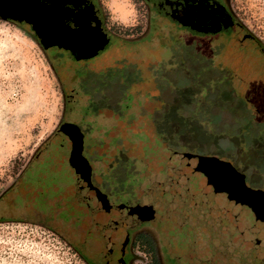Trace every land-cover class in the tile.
Here are the masks:
<instances>
[{"label":"flooded vegetation","instance_id":"af4514ba","mask_svg":"<svg viewBox=\"0 0 264 264\" xmlns=\"http://www.w3.org/2000/svg\"><path fill=\"white\" fill-rule=\"evenodd\" d=\"M143 1L150 11L146 31L163 37L157 55L165 47L187 48L181 32L197 37L192 50L214 68L228 71L229 84L249 116L264 123V48L242 29L229 1ZM32 2L53 9L54 23L60 27L50 37L18 11L0 9V19L6 15L5 21L28 26L24 30L53 58L63 86V109L46 145L34 151L14 182L0 192V212L18 205L15 198L20 196L35 212L64 224L57 227L77 234L89 264H136L141 248L147 250L149 264H264V202L251 197L250 190L261 188L247 183L245 169L223 164L222 175L209 180L206 169L196 167L199 157H183L159 130L154 132L161 133L158 147L134 145L136 138L133 145L124 146L123 74L140 71V35L130 37L111 27L103 0ZM221 18L231 19L233 25L225 26L228 22L221 23ZM46 40L54 44L45 48ZM132 46L137 57L125 56L124 47ZM143 134L151 137L148 131ZM139 148H165L181 161H159L165 165L157 171L163 180L155 178L152 168H135L130 192L123 186L118 190L117 183L114 191L107 182L117 174L114 163L123 159L124 150L138 153ZM195 172L203 179L191 181ZM124 194L129 200L122 199ZM12 217L0 214V221H29Z\"/></svg>","mask_w":264,"mask_h":264},{"label":"rangeland","instance_id":"374dc122","mask_svg":"<svg viewBox=\"0 0 264 264\" xmlns=\"http://www.w3.org/2000/svg\"><path fill=\"white\" fill-rule=\"evenodd\" d=\"M228 1L245 30L264 48V0ZM103 3L108 24L120 34L135 37L146 31L150 11L143 0ZM181 35L187 48L164 58L157 57L156 48L148 53L140 50L136 59L140 71L123 75V95L130 99L124 101L123 123L140 124L138 120H144L143 132L151 136L159 129L167 145L174 144L183 157H199L196 167L206 169L209 180L222 175L223 161L234 169H245L247 183L263 190L264 123L249 116L248 108L229 84L228 71L214 68V63L192 50L198 38L186 32ZM62 109V83L49 57L21 26L0 19V192L14 182L34 151L50 138ZM159 151L165 157L164 164L177 165L181 161L180 155L165 148ZM125 154L113 165L117 169L112 175L115 179L107 180L114 191L117 183L118 190L123 186L130 192L135 183L133 167H140L138 160L132 161ZM164 164L155 156L150 159L149 168L155 171L156 179H164L163 174H157ZM196 179L203 176L195 172L190 180ZM129 197L124 194L122 199ZM15 199L18 205L3 207L0 214L29 221H0V264H89L77 234L30 222L61 225L55 218L35 212L20 196ZM139 251L140 257L134 263L149 264L147 250Z\"/></svg>","mask_w":264,"mask_h":264},{"label":"trees","instance_id":"16d2710c","mask_svg":"<svg viewBox=\"0 0 264 264\" xmlns=\"http://www.w3.org/2000/svg\"><path fill=\"white\" fill-rule=\"evenodd\" d=\"M139 46H140V50H143V52H149L151 50H153L154 48H156V51H159V48L161 46V44H163V37L161 35L158 36L157 35H154V37L151 36V34L146 31L144 32L142 35H140V38H139ZM124 54L126 56L127 55H134L135 57H137V52L135 53V48L132 47H129V48H126L124 47ZM139 52V51H138ZM174 54V49H169V48H163V51L158 54V58H164L165 55H168L169 57H171V55H169V53H172ZM134 57V58H135ZM164 60V59H163ZM127 73V70L124 72V74ZM123 74V75H124ZM124 83V82H123ZM131 84V83H130ZM123 87H124V84H123ZM86 88L84 87L83 90H85ZM124 89V88H123ZM62 90H63V86H62ZM87 91H85L86 93ZM63 93V92H62ZM85 98V97H84ZM125 99V100H124ZM130 99L128 98V95L125 96L124 98V95H123V105H124V101H129ZM136 102V101H133V103ZM123 109H124V106H123ZM100 118L102 119V117L100 116ZM99 118V119H100ZM109 118H105V120H107ZM140 121L141 123L140 124H137L136 121H133L131 123V125H126L125 123H123V130H124V141H123V144L124 146L126 147H129L131 145H133V143L135 142V138H136V143H134V145H138L139 147H141V145H148V144H151V146H159L160 143H159V139H161L158 135H153L151 136L150 138L146 135L143 134V130H144V126H143V121L144 120H138ZM134 124L136 125V128L139 130V137L137 138L136 136H134V134L132 133V130L135 128L134 127ZM159 130V129H158ZM148 139L150 141H148ZM156 139V140H155ZM46 145V143L44 144ZM50 145V143L48 144ZM124 152L126 153L125 155L129 156L128 159H131L132 161H136L138 160V164H139V171L141 170V166L144 167H147L149 168L150 165H149V161L150 159H152L153 156H155V158L157 159V161H161L162 158V155L159 153L158 149L157 151H143L139 148V151L137 154L131 152V153H128V151L124 150ZM132 155H134L135 157H132ZM139 155V156H138ZM127 156V157H128ZM138 157V159H137ZM133 158H136V159H133ZM135 169V166L133 167V170ZM65 218V217H64ZM67 219V218H66ZM57 222L61 223L60 220H57L55 219ZM48 223H44V225L48 226V227H51V228H54L55 230H65L64 228L61 229L59 227H57L58 225H55L54 227H52L51 225H47V224H50L51 222L47 221ZM61 225H64L63 223H61ZM66 231H68V229H66ZM61 232V231H60Z\"/></svg>","mask_w":264,"mask_h":264},{"label":"water","instance_id":"95a60500","mask_svg":"<svg viewBox=\"0 0 264 264\" xmlns=\"http://www.w3.org/2000/svg\"><path fill=\"white\" fill-rule=\"evenodd\" d=\"M0 9L14 10V11H18V12L24 14V16L21 17L22 19L25 18L27 22L33 23L34 26H35V24L40 25L41 28L46 32V36H48V37H50V35L53 34V32L54 33L57 32L56 29L60 27V24H57L58 22L55 21V23H54L55 19L51 13L53 11V9L51 11V9L48 6H46V5L42 6L40 4H35L32 2V0H0ZM1 18L3 20H5L7 17H6V15H1ZM220 22L221 23L228 22V24H226L225 26H232L233 25V22L229 18H226V19L221 18ZM21 27L23 29L29 28L28 26H23V25ZM242 29L245 30L244 27H242ZM249 35L250 34H248L247 36H249ZM48 41L47 40H46V42L43 41V45L45 48L54 44V42H52V41L48 42ZM49 59L51 60V62L53 64V58L49 57ZM53 66H54V64H53ZM79 137H80V135H79ZM79 141H81V139H79ZM79 146H81V143L79 144ZM221 163L226 165L225 164L226 162L222 161ZM227 164L228 165H226V167H230L229 163H227ZM242 177H243V175H240L241 183L244 185V181H243ZM250 192H251V195L255 196L254 198L261 199L264 202V191L250 190ZM53 224L54 223H51V225H53Z\"/></svg>","mask_w":264,"mask_h":264},{"label":"bare ground","instance_id":"6f19581e","mask_svg":"<svg viewBox=\"0 0 264 264\" xmlns=\"http://www.w3.org/2000/svg\"><path fill=\"white\" fill-rule=\"evenodd\" d=\"M66 20V19H65ZM70 21H71V19H70ZM63 23V22H62ZM61 32V31H60ZM62 33V32H61ZM69 39V38H68ZM63 44V43H62ZM5 118V117H4ZM5 122V121H4Z\"/></svg>","mask_w":264,"mask_h":264}]
</instances>
